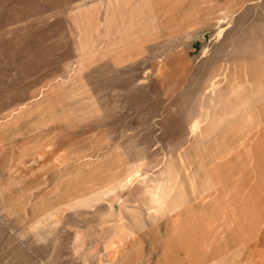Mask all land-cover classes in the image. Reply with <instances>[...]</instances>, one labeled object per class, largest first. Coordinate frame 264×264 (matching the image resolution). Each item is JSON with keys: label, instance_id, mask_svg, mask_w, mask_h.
<instances>
[{"label": "rangeland", "instance_id": "obj_1", "mask_svg": "<svg viewBox=\"0 0 264 264\" xmlns=\"http://www.w3.org/2000/svg\"><path fill=\"white\" fill-rule=\"evenodd\" d=\"M98 1L102 0H0V125L12 117L11 108L26 103L36 88L62 72L63 61L74 57L62 10L89 8ZM215 2L196 14L204 25L170 42L164 35L157 43L147 44L143 59L121 65L105 61L84 71L94 98L93 115L48 130L27 126L26 119L0 126V264L110 263L103 247L111 237L127 232L125 223L131 221L121 216L124 203L129 208L141 197L154 202L150 180L158 177L156 163L172 160L192 143L184 114L165 110L182 103L190 106L202 88L208 91L206 99L214 101L213 94L226 89L227 80L238 72L246 81L254 77L264 84V0ZM158 60L161 75L172 64L187 63L185 89L172 91L167 100L150 67ZM222 70L225 80L217 75ZM112 151L123 162V174L136 180L128 183L123 196L101 195L93 205L80 209L75 202L102 190L105 177L99 173L98 180L82 185L73 175L80 169L88 172L85 163ZM188 156L181 152L180 159L187 161ZM259 237L263 244L264 236Z\"/></svg>", "mask_w": 264, "mask_h": 264}, {"label": "bare ground", "instance_id": "obj_2", "mask_svg": "<svg viewBox=\"0 0 264 264\" xmlns=\"http://www.w3.org/2000/svg\"><path fill=\"white\" fill-rule=\"evenodd\" d=\"M76 7L78 10L68 8L61 12L74 57L63 61L62 72L36 88L26 103L11 108L9 112L12 117L4 119L1 125L6 122L14 125L12 121L26 119L27 126L35 125L48 130L66 127L85 116H91L95 113V103L83 79L84 71L105 61L121 65L143 59L147 44L157 43L164 35L168 38L166 41L170 42L172 38L187 35L191 28L206 23L193 14L184 18L187 20L185 22L169 24L168 21L173 22L174 17L169 14L152 15L147 0H102L89 8ZM160 29H168L169 32L163 34L158 31ZM160 62L154 61L150 67L159 77L164 100H167L172 91L185 89L187 63L182 60L177 65L172 64L161 75ZM217 75L224 76L223 70ZM230 77L232 79L223 86L227 88L220 94L217 91L213 94L214 101L206 99L208 91L202 88L196 90L198 94L190 106L182 103L165 110V113L172 110L184 114V125L188 129L186 135L192 139V143L185 145L172 160L168 157L156 163L158 177L150 180L154 202L144 201L141 197L134 199V204L129 208L127 202L124 203L121 216L125 221L131 217V221L125 223L127 232L111 237L104 245L103 253L107 255L108 264H140L138 259L143 255L168 256L174 253L173 243L177 241L189 243L187 248L193 252L198 251L199 242L204 243L210 259L239 252L242 247L237 246L251 240L252 225L248 222L246 211L253 202V187L259 191L264 189V84L254 77L246 81L243 72ZM218 81H221L220 77ZM226 90L228 94H225ZM26 114L34 116H24ZM158 124L161 123L158 121ZM181 152L188 153L187 161L180 159ZM114 157V151L109 155L107 153L103 159L96 158L94 162L85 163L88 172L80 169L73 175L82 185L89 179L88 184L96 177L98 180L99 173L105 177L103 189L81 197L75 202L77 207L93 205L99 196L108 193L123 196L128 183L136 180L131 174H123L122 160ZM103 168L107 170L103 172ZM254 170L257 174L256 186L253 184ZM145 241L150 243L147 248L140 244Z\"/></svg>", "mask_w": 264, "mask_h": 264}, {"label": "crops", "instance_id": "obj_3", "mask_svg": "<svg viewBox=\"0 0 264 264\" xmlns=\"http://www.w3.org/2000/svg\"><path fill=\"white\" fill-rule=\"evenodd\" d=\"M147 3H150L152 15L161 16L169 14L170 16L174 17V19H184L187 16H193V14L196 15L200 11L202 12V10L215 6L217 4L215 0H211L210 2H207V0H147ZM256 175L257 174H255L254 170V186H256L257 184ZM252 197L251 198L253 201V205H249L246 212L248 213V222H250L252 225L251 231L253 234L251 240H249L247 244H239L237 246L242 247V249L240 250L241 252H228L230 254L226 253L217 255L209 259V253L204 247V243L199 242L198 251L193 252L187 248V246H190L189 243L185 241H177L173 243L175 247L174 253L168 256L153 255L146 257L143 255L138 259L140 264H193V262H196L197 264H264V243L262 244V241L259 240V238H261L259 236H264V189L259 191L253 187ZM259 221H261V223ZM140 244L145 248L150 245V243L146 241ZM242 255L244 257H242Z\"/></svg>", "mask_w": 264, "mask_h": 264}]
</instances>
